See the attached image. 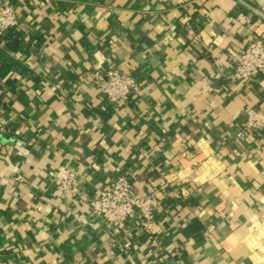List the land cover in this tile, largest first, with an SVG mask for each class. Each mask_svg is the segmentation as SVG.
Listing matches in <instances>:
<instances>
[{
  "label": "crops",
  "instance_id": "obj_1",
  "mask_svg": "<svg viewBox=\"0 0 264 264\" xmlns=\"http://www.w3.org/2000/svg\"><path fill=\"white\" fill-rule=\"evenodd\" d=\"M4 1L19 26L0 36V264H264V132L238 136L264 76L231 79L264 0ZM112 68L139 84L119 108L84 80ZM120 173L157 197L152 230L93 213Z\"/></svg>",
  "mask_w": 264,
  "mask_h": 264
},
{
  "label": "built area",
  "instance_id": "obj_2",
  "mask_svg": "<svg viewBox=\"0 0 264 264\" xmlns=\"http://www.w3.org/2000/svg\"><path fill=\"white\" fill-rule=\"evenodd\" d=\"M169 7L185 8L190 0H158ZM19 26L14 5L4 1L0 8V36ZM264 76V38L254 37L242 51L235 65L231 79L246 87L254 86ZM84 80L98 87L116 108L128 102L131 95L138 91L139 84L132 73H126L118 68L107 70L93 69L88 71ZM243 130L238 136H244L246 131L264 132V109L247 107L243 116ZM11 119L6 110L0 107V134L10 130ZM76 173L70 168H64L59 173V187L63 192L72 190L75 186ZM89 205L96 217L103 219L107 225L130 234L127 230L129 220L139 216L140 224L148 231L152 230L154 211L159 206L157 197L152 193L136 195L132 183L126 173H120L107 186L99 188L90 196Z\"/></svg>",
  "mask_w": 264,
  "mask_h": 264
}]
</instances>
